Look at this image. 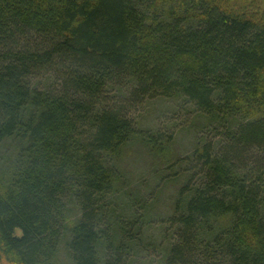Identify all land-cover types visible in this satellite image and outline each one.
Listing matches in <instances>:
<instances>
[{
  "label": "trees",
  "instance_id": "trees-1",
  "mask_svg": "<svg viewBox=\"0 0 264 264\" xmlns=\"http://www.w3.org/2000/svg\"><path fill=\"white\" fill-rule=\"evenodd\" d=\"M156 100L187 156L134 122ZM62 256L264 264V0H0V264Z\"/></svg>",
  "mask_w": 264,
  "mask_h": 264
},
{
  "label": "rangeland",
  "instance_id": "rangeland-1",
  "mask_svg": "<svg viewBox=\"0 0 264 264\" xmlns=\"http://www.w3.org/2000/svg\"><path fill=\"white\" fill-rule=\"evenodd\" d=\"M174 105L175 104L163 100L152 101L147 103L144 109L138 108L137 110L133 111L132 118L134 119V122L138 128L147 130L161 129L173 133L175 135V152L178 156L185 157L190 152L194 131H192L191 134V131L188 132L186 129L184 131L179 130L183 127L188 128L192 118L189 114L191 109L184 105L183 108L185 109H182L181 105L179 108H177L176 105L175 107ZM145 161L148 160H146L144 157H142V159L139 157L138 160H136V158L132 159L125 165L126 174L129 178V181L131 182L130 184L133 187L145 188L146 183H148L147 176L149 167ZM166 188L167 189L164 192L161 202L156 205L158 209L156 214H158V217L160 218H162L166 213V210L169 206V200L174 189L172 185H168ZM151 232H153V234H157V228L154 226ZM148 260L149 259L144 256L143 261H145V263L142 264H150ZM60 261L64 264L68 263L65 256H62Z\"/></svg>",
  "mask_w": 264,
  "mask_h": 264
}]
</instances>
